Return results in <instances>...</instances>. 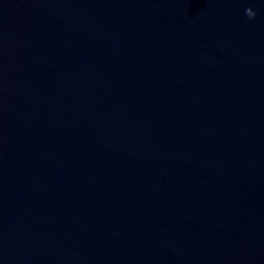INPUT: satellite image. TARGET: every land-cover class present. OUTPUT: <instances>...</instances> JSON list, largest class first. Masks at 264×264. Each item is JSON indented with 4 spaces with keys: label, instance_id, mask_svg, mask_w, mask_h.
<instances>
[{
    "label": "water",
    "instance_id": "water-1",
    "mask_svg": "<svg viewBox=\"0 0 264 264\" xmlns=\"http://www.w3.org/2000/svg\"><path fill=\"white\" fill-rule=\"evenodd\" d=\"M0 264H264V0H0Z\"/></svg>",
    "mask_w": 264,
    "mask_h": 264
},
{
    "label": "clouds",
    "instance_id": "clouds-1",
    "mask_svg": "<svg viewBox=\"0 0 264 264\" xmlns=\"http://www.w3.org/2000/svg\"><path fill=\"white\" fill-rule=\"evenodd\" d=\"M245 15L249 18V19H253L255 17V13L252 11L251 8H248L245 10Z\"/></svg>",
    "mask_w": 264,
    "mask_h": 264
}]
</instances>
